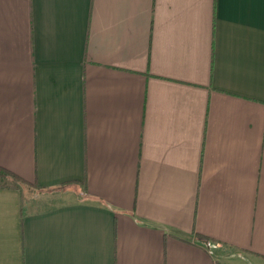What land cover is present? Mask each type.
I'll list each match as a JSON object with an SVG mask.
<instances>
[{
	"label": "crops",
	"instance_id": "1",
	"mask_svg": "<svg viewBox=\"0 0 264 264\" xmlns=\"http://www.w3.org/2000/svg\"><path fill=\"white\" fill-rule=\"evenodd\" d=\"M0 166V264H264V0H0Z\"/></svg>",
	"mask_w": 264,
	"mask_h": 264
},
{
	"label": "trees",
	"instance_id": "2",
	"mask_svg": "<svg viewBox=\"0 0 264 264\" xmlns=\"http://www.w3.org/2000/svg\"><path fill=\"white\" fill-rule=\"evenodd\" d=\"M25 184H28L26 180L0 166V187H10L18 189L19 187ZM195 236L200 241H210V239L205 235L196 233Z\"/></svg>",
	"mask_w": 264,
	"mask_h": 264
}]
</instances>
